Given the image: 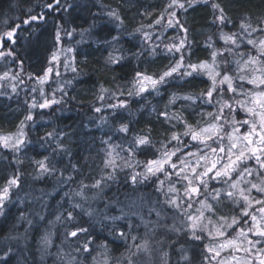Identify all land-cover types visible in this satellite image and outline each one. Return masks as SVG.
<instances>
[{
    "label": "trees",
    "instance_id": "1",
    "mask_svg": "<svg viewBox=\"0 0 264 264\" xmlns=\"http://www.w3.org/2000/svg\"><path fill=\"white\" fill-rule=\"evenodd\" d=\"M48 1L0 0V29H3L2 22L6 19L12 21L14 16L25 17L26 10L29 8L33 10L32 13H39L42 10L41 5ZM168 2L169 0H79L75 3L79 7L76 8L75 5L72 9L75 11L71 14L48 12L47 22L38 27V30L34 29V26L24 29L22 35L24 45L17 47L18 56L24 62L23 72H20L21 78L28 79L29 74L33 78L43 76L47 68L51 67L50 59L53 53L57 54L58 51L68 47L73 48L72 64L76 71L71 70L69 73L65 70L63 76L59 78L56 77L57 72L52 64L53 71L48 74V80L41 83V90L36 85L34 91L16 88V91H12L13 100L0 97V135L8 136L17 133L21 121L27 122L25 117L29 114L34 117L31 122L34 123L32 126L35 129L32 132L28 126L26 140L29 143L12 156L15 160L10 159L9 164L5 162L0 166V189L7 185V180L13 175L19 174V183L28 195L25 202L20 196L11 198L9 202L11 207L6 208L5 215L9 223L30 212L34 226L48 222L49 226L63 231L75 230L77 226L87 227L88 230L101 234L100 240L104 237L106 242H110L111 245L108 247L120 258V264H127L126 258L130 255L127 254L129 251L126 249L121 252L113 241V238H117L116 230L129 228V224L131 228L137 227L138 215L145 214V203L152 204L162 199L156 190V177H150L143 183H132L131 176L144 171L143 165H137L136 162L155 158L160 142L166 141L171 131H184L182 123H177L176 128L172 129L160 113L167 110L170 116L179 115L188 124L199 128L206 126V122H210V118L201 114L214 111L213 105L198 100L193 102L182 99L184 96H196L206 91L210 81L205 76L190 77L180 84L178 81L170 80L158 88V93L148 91L141 96L127 95L128 91H135L133 83L137 72L159 75L174 62L175 57L164 46L179 38V30L168 27L166 21H162L155 27H148L154 25ZM219 2L226 6L225 10L232 21V25L224 29L226 32L237 31L240 19L244 15L264 16V0H219ZM200 4L205 6L200 7ZM110 8L118 11L123 20L122 24H118L106 15ZM177 17L181 19V23L186 21L185 27L189 28L188 39L192 42L190 56L185 55V64L209 61L211 50L206 47V42L209 36L216 41L218 32L212 27L213 11L210 3L205 4L203 0H197L192 7L187 8L186 12L178 11ZM54 21L62 22L65 28L77 29L69 42H65L64 39L62 45L57 44L53 38ZM142 25V31L154 30L150 32L153 39L145 40L142 33L137 31ZM61 35L64 36L63 32ZM113 37L118 39L113 40ZM153 48L155 52L152 51ZM110 56L118 62H112L109 59ZM8 64L15 65L17 68L14 63ZM17 70L19 71L18 68ZM246 87L252 86L246 85ZM62 88H67L66 93L59 96L58 91ZM101 88L106 91L101 92ZM28 92H33L35 97L41 95L42 100L50 98L55 92L57 100L62 98L61 115L57 113L47 118L53 109L49 111L46 108L45 110L39 107L29 108V104L21 102L27 97ZM121 92L124 95L121 96ZM113 94L127 101V108L105 109L100 113L93 110L94 107H101L102 103L117 102L115 99H110ZM100 95L105 96L103 102L97 100ZM173 96L176 97L175 103L169 104ZM27 103H29L28 100ZM242 118L244 114L238 110L236 119ZM39 119L41 123L36 124L35 122ZM53 122L57 125V130L52 133V137H49L50 126L48 125ZM121 124L128 125L127 134L118 131ZM246 130V127L240 129L241 133ZM148 132L151 134L152 145L142 146L135 151L134 155H130L127 149L132 144L134 135ZM57 144L62 145L64 150H60ZM109 145H119V147L112 151ZM110 151L117 165L116 171L112 173L115 179L108 180L103 186V191L94 189L97 192L93 193L91 188L85 189L88 201H83L76 195L81 190V182L90 186L112 171L111 168L105 167V162L109 159L107 153ZM45 156L49 157L52 165L55 162V169H58L54 172L59 179L56 182L50 178L44 180L34 178L40 171L35 161ZM17 160L22 163L18 164ZM125 161L134 167L127 166ZM69 176H71L70 180ZM160 178L163 179V176ZM141 194L145 202L139 200ZM35 198L39 203L34 201ZM77 203L82 204V207L73 208V205ZM89 204H92L97 212L102 213L104 220L98 221L94 219V216L87 214L84 207ZM230 206V201H226V204H220L217 208L221 215H237ZM68 211H72L75 221L64 219ZM133 212H136V215H133ZM122 214L124 219H109L120 217ZM57 216H61V220L58 221ZM168 218L176 217L168 213ZM66 235L63 233L57 236L64 238ZM166 238L163 239L164 242L151 248L150 255L147 254L150 257V264H161L159 252L160 254L168 253L174 249L177 244L175 239ZM30 239L32 247L38 245L37 241ZM191 243L190 247L194 248L192 264H200V260L194 255L201 250L202 242L193 244L191 241ZM55 248L52 251L56 253ZM173 256L172 261H174ZM133 259L136 264H144L146 261H142L140 255ZM172 261L169 264H173ZM25 264L41 263L36 256H33L30 260H25ZM79 264L91 263L83 259V262Z\"/></svg>",
    "mask_w": 264,
    "mask_h": 264
},
{
    "label": "snow or ice",
    "instance_id": "2",
    "mask_svg": "<svg viewBox=\"0 0 264 264\" xmlns=\"http://www.w3.org/2000/svg\"><path fill=\"white\" fill-rule=\"evenodd\" d=\"M196 2L197 0H169L154 25L148 26L155 27L162 21H166L168 27L179 30V38L164 46L175 59L159 75L137 72L133 83L135 91H128L127 95L141 96L149 89L158 93L157 86L167 83L174 74L177 77H192L194 74H202L210 81L208 89L196 96H184L182 99L193 102L198 100L213 105L214 111L201 114L210 118V122H206V126L199 128L188 124L179 115L170 116L167 110L160 113V116L170 124L172 129L176 128L177 123H182L184 131H171L167 140L160 142V148L156 150L155 158L145 162H136L137 165H143L144 171L134 173L131 176L132 183H143L150 177H156V190L162 199L152 202L149 207L148 215L154 214L156 219L142 221L146 229L143 243H135L137 238L130 237L134 244L133 248L128 249L130 255L126 258L127 264H136L133 257L141 253L151 254L147 238L155 235L156 231L161 228L178 234L183 232L190 241L202 242L200 264H231L232 261H236V264H264V16L244 15L240 19L237 31L226 32L224 29L232 23L225 10L226 6L219 0H203L205 4L210 3L211 5L213 24L218 29L217 40L214 41L209 36L206 42V47L212 49L210 62L205 60L198 64L191 62L185 64V55L190 56L192 42L188 39L189 28L185 27L186 21L181 23L177 12H186L187 8L192 7ZM71 7L72 4L67 0L64 3L62 0H50V2L41 5L42 9L51 13H60L61 11L67 13ZM32 12L33 10L29 8L26 10L25 17H14L11 23L7 19L2 22L4 27L0 29V61L16 64L19 71L14 74L11 69L5 71L0 75V81L18 80L20 72H23L24 62L18 56L16 47L17 41L20 39L19 33L24 30L25 26L47 22L48 16L45 11L42 10L36 14H32ZM106 15L118 24L123 23L116 9L110 8ZM54 24L55 41L58 45L61 42V32L71 40L73 33L77 31L75 28H65L59 22L54 21ZM142 29L143 25L137 31L142 33L145 40H151V35ZM117 39V37H113V40ZM218 41H222L220 47H216ZM66 51L71 53L73 48L68 47ZM152 51L155 52V48ZM52 59H58L55 53H53ZM109 59L112 62H118L111 56ZM52 71L53 69L49 67L43 76L36 77V79L44 83ZM72 71H76V69L73 68ZM56 74L59 75V72L57 71ZM32 78V75L29 74V79ZM246 85L252 87L249 88ZM0 87H3V84H0ZM15 90L16 87L13 84L12 91ZM59 90L63 91V89ZM104 91L106 90L101 88V92ZM225 93H229L227 98H225ZM120 95L122 96L124 93L121 92ZM110 99H115L117 102L102 103L101 107H94L93 110L100 113L105 109L118 110L128 106L127 101L119 99L115 94ZM97 100L103 102L105 96L100 95ZM175 100L176 97L173 96L169 104L175 103ZM61 102L62 98L57 100L55 92H53L51 98H45L42 103L37 104L33 100L31 107L43 109ZM238 110L244 114V118L240 120L236 119ZM33 119L32 114L25 117V121ZM24 127L25 122L21 121L15 136L0 135V144L16 153L20 152L22 146L29 143L26 140V133L23 131ZM241 127H246L247 130L241 133ZM118 131L127 134L129 127L127 124H121ZM52 135V133H48L49 137ZM150 136V132L134 135L133 142L127 149L130 155H134L135 151L142 146L152 145ZM184 138H188V140L186 141ZM57 147L64 150L60 144H57ZM109 147L115 151L119 145H109ZM107 155L109 159L105 162V167L111 168L112 171L90 186L81 182V190L76 195L80 196L83 201L88 200L85 189L103 191L106 182L115 179L112 175L117 168L115 158L111 151ZM16 162L22 163L19 160ZM35 163L42 174L56 171L47 156ZM125 164L134 167L127 161ZM73 168L75 169L74 165ZM161 176L163 179L160 178ZM68 179L70 180L71 176ZM19 181V174L13 175L7 180V186L2 189V194H0V214H2L3 202L9 196L10 189L13 186L18 188ZM139 200L144 201L142 194L139 196ZM222 201H231L237 215H219L217 206ZM193 204L199 205L195 214L189 211ZM81 207L82 204L79 203L73 205V208ZM169 212L174 217L181 218L179 227H177L175 219L171 225L166 223ZM87 214L91 216L92 212L89 211ZM132 214L136 215V212ZM124 218L122 214L120 217L109 219ZM56 219L61 220V216H57ZM64 219L75 221L72 211H68ZM28 223L31 224V221ZM128 226L131 228V224ZM230 231L232 235H229ZM87 233V227L77 226L75 230L68 231L67 236L77 237L79 234ZM119 236L128 238L123 231L119 232ZM42 240L46 245L51 242L48 235H45ZM89 243L90 241L85 242L82 249L78 248L76 251L82 250L85 253H90ZM9 251H11L10 248ZM181 251H184L183 245H181ZM224 252H227L228 255L222 256ZM241 252L244 253L243 258L236 255ZM167 257L168 253L164 252L163 264H168ZM182 259L186 264H192V257L189 255H182Z\"/></svg>",
    "mask_w": 264,
    "mask_h": 264
},
{
    "label": "bare ground",
    "instance_id": "3",
    "mask_svg": "<svg viewBox=\"0 0 264 264\" xmlns=\"http://www.w3.org/2000/svg\"><path fill=\"white\" fill-rule=\"evenodd\" d=\"M77 1H79V0H67L68 3L72 4V7L65 14L68 15V14H71L72 12H74L75 10H72V9H74L75 5H76V8L79 7V5L75 4ZM48 2H50V0ZM64 2H65V0H62V3H64ZM204 6H205L204 4H200V7H204ZM42 10L45 11V13L47 15L48 11L46 9H42ZM36 13L37 12L32 13V14H36ZM49 13H51V12H49ZM14 17H17V16H14ZM62 19L65 20L64 18H62ZM9 22H12V21H9ZM60 24H62V22ZM43 25H45V22L34 23L30 26H25L24 29H30L31 26H34L35 27L34 29L38 30V27L43 26ZM230 25H232V23L227 25V26H230ZM212 27L215 31H218L217 27L213 23H212ZM23 31L19 33L21 39H19L17 41L16 47H21L22 45H24L22 43L23 42V38H22ZM74 35H75V33H73V36ZM53 38L55 39V34L53 35ZM64 39H65V42L70 41L67 37H64L63 35H61V42L59 45L63 44ZM151 39H153V38H151ZM221 45H222V41H218L216 44V47H220ZM208 49L212 51L211 48H208ZM218 59H219V57H218ZM209 62H210V60H209ZM10 68H11L13 74L15 72H18L15 65L10 66L6 62L0 61V75H2L5 71H8ZM195 76H205V75H202V74L201 75H195L194 74L192 77H195ZM175 78H176V80H171V81H178V83L180 84L183 80H188V78H190V77H177L175 75ZM205 78H207V77L205 76ZM21 81H23V82H21ZM4 82H6V81H4ZM13 83L16 85L15 86L16 88L28 89L29 91H31V89L32 90L35 89V85L38 86L40 88V90L42 89V84H41L40 80H37L36 78L23 79L20 76V79L15 80V81H11V82L7 81V86L4 85L3 87H0V97L13 100V98H14L12 95L13 94L12 84ZM62 89H63V91H60V90L58 91L59 96L64 95L66 93L65 90H67V88H62ZM149 91H152V90H149ZM29 95H30V97H29ZM228 96H229V93H225V98H227ZM27 100L29 101V103H27ZM33 100H35L37 104L43 102L41 95H37L35 97L33 92H31V93L28 92L27 97L24 98V100H22L21 102L22 103L24 102L25 104H29V108H32L31 105H32ZM60 106H61V103L55 104L49 108H46L49 111L51 109H53L51 112H49L50 115L47 118H49L50 116H55V114H57V113L59 114L60 112H62V109L60 108ZM60 115H61V113H60ZM49 120L52 121V119H49ZM45 122L47 123L46 120H45ZM46 123H44L45 126H47ZM48 126H50L48 133L56 132L57 125L54 122H53V124H50ZM34 131H35V129L33 128L32 132H34ZM184 139L186 141L188 140V138H184ZM14 154H15V152L13 150L8 149L7 151H4V156L6 157V159H4L3 163L7 162L9 164L11 160H15L14 158H12V156ZM53 166L55 168V162H54ZM37 175H39V174H37ZM37 175L34 178H36ZM43 178H46V177H43ZM50 180H53L54 182L59 180L56 177V173L54 176L50 177ZM6 186L7 185H4L2 188L6 187ZM18 196H20L24 202L27 200V196H28L25 194L24 187L21 186L20 183H19L18 188L13 186L10 189L9 198H16ZM34 201L39 203L37 198H35ZM143 202H145V201H143ZM221 204H226V201H222ZM150 205L151 204L145 203L146 211H145V214L143 213V214L138 215L139 221L136 224L137 227L123 228L122 230H116L117 238L116 239L113 238V241H114V244L120 248L121 252L123 250H126V249L128 250L130 248H133L134 241L130 238L132 236H135L137 238L135 243H143V240L145 239L146 229H145L142 221L155 220L156 219L154 214L151 216L148 215ZM194 205H196V204H194ZM8 207H11L10 204H8ZM84 209L86 210V212L91 211L92 212L91 216H94V219L96 218L98 221L104 220L102 213L97 212L96 209H94L92 207V204H89L88 206L84 207ZM191 210L192 209H190L189 211H191ZM218 210H219V208H217V212L219 213ZM6 213L7 212L5 211L4 215L0 218V264H25V260H30L31 258H33V256H36L38 261L41 264H64L62 257L64 255H66V253L74 252V251L76 252V254L78 256L82 257L83 259L89 260L91 264H105V261H107V264H120L121 263L120 258L117 255L113 254L111 252V248L108 247L109 245H111L110 242H106L104 237H103V240H100L99 238H100L101 234H97L93 230H88L87 234H79L77 237H69L66 235L63 238V237H60L57 235H62L63 233L67 234L68 231H63V230H60L54 226H49L48 222H43V223L37 224V226H34V224H32V221H31V218L33 216L31 215L30 212H27L26 215L23 217H20V218L17 217L15 220L12 221V223H9V220L6 219V217H5ZM169 213L172 214L171 212H169ZM180 219L181 218H179V217L175 218V222L177 224V227L180 226V223H179ZM28 221H31V224H29ZM173 221H174V219L168 218L166 223L171 225L173 223ZM121 231H123L126 234V237H128V238H121L119 236V232H121ZM8 232H9V234L16 235L17 237H15V239L18 241L16 242V240H13L12 238H7L6 234ZM21 232H24L23 236H26L25 240H24V237H20V235L22 234ZM45 235L49 236V239L51 242L49 244L50 245L49 249H45V254L43 256L41 255L42 253L36 252L37 249L35 250V245H33V247H32V243L26 245L27 242H30V240H31L30 238H33L34 241H37L38 239H42ZM166 237H171L173 240L175 239L174 240L175 242H177V244L174 246V249L171 251H168V257H167L168 264L170 261H172L173 255H174L173 256L174 261H172L173 264H186V262L182 259V255L187 254L190 257H192V251L194 248L190 247L192 243L183 232L178 234L176 232L166 231L162 228L158 229L156 231L155 235H152V236L147 238L149 248L151 249L155 245H159L160 243L164 242L165 240H163V239H167ZM183 239H184V242H183ZM87 241H90V243L88 244V247L90 249V253H85L82 250L80 252H77L76 249H78V248H73L74 244L80 243L83 246V244ZM43 243L44 242H42V246H43ZM193 244H200V242H193ZM181 245H183V248H184L183 252L181 251ZM40 246L41 245L38 243V247H40ZM54 247H56L55 248L56 253L52 251V249ZM197 247L200 249L199 246H197ZM9 248L11 249V251H9ZM57 248H58V250H57ZM133 250H135V249H133ZM58 251H61V252H58ZM200 251L201 250H199V253L194 255L196 258H198V260H201ZM127 254H130V253H127ZM139 255L142 258V261L146 260L144 264H150V257H148L147 253H141ZM158 255L162 259L161 264H163V253L160 254V252H159Z\"/></svg>",
    "mask_w": 264,
    "mask_h": 264
},
{
    "label": "rangeland",
    "instance_id": "4",
    "mask_svg": "<svg viewBox=\"0 0 264 264\" xmlns=\"http://www.w3.org/2000/svg\"><path fill=\"white\" fill-rule=\"evenodd\" d=\"M148 32H149V34H150V32L152 33V32H154V30L153 29H149V30H147ZM147 31H145V32H147ZM57 55V57H58V59L57 60H53V59H50V66H51V68H52V64L54 65V70L57 72H59V75H57L56 74V77H59V78H61L62 76H63V72L65 71V70H68V72L69 73H71V70H72V68H73V64H72V55H71V53H69V52H67L66 51V49H63L62 51H58V53L56 54ZM52 56V55H51ZM50 56V57H51ZM67 64V67H65V65ZM170 80H176V78H175V75L173 76V77H171V78H169L168 79V81H170ZM167 81V82H168ZM0 84H3V86L4 85H6L7 86V81L6 82H4V81H1L0 82ZM14 84V83H13ZM12 84V85H13ZM15 85V84H14ZM16 86V85H15ZM161 85H158L157 86V88H159ZM60 88V87H59ZM149 90H151V89H149ZM16 91V90H15ZM57 96L55 95V98H56ZM50 98H51V96H50ZM44 110H45V108H44ZM36 124H38V123H41V119H39L38 121H36L35 122ZM32 125H34V123H32L31 121H27V122H25V127L23 128V131L27 134V129H28V126H29V128L32 130V128H33V126ZM20 128V127H19ZM227 130V129H226ZM15 134H17V133H15ZM15 134H12V136H15ZM27 137V136H26ZM11 150L10 148H5V147H3V145L2 144H0V166L2 165V163L4 162V159H6V157L4 156V151H7V150ZM15 154H16V152H15ZM58 171V169L56 170V171H54V172H57ZM38 174L39 175H37V177H36V179H38V180H44L45 178H43V177H46V178H50L51 176H54L55 175V173H41L40 171L38 172ZM3 189V188H2ZM2 189L0 190V194H2ZM91 192H93V193H96L97 191H94V189H92V191ZM9 195H10V192H9ZM253 195H255V193H253ZM94 198V197H93ZM10 200H11V198H9V196L4 200V202H3V210H2V214H0V218L4 215V213H5V211H6V208L8 207V204H9V202H10ZM88 201V200H87ZM230 204H231V206L230 207H232V209H234L235 210V206L231 203V201H230ZM41 207V206H40ZM199 207V205L198 204H196V205H194L193 204V207H192V210H191V212L193 213V214H195L196 213V209ZM236 211V210H235ZM218 213V212H217ZM219 214V213H218ZM206 215H207V213H206ZM219 215H221V214H219ZM213 219H215V217H213ZM22 234L20 235V237H24V240H25V238H26V236H23V233L24 232H21ZM229 235H232V232L230 231L229 232ZM10 236V237H9ZM6 237L7 238H12L13 239V237H17L16 235H13V234H9V232L6 234ZM13 240H16V239H13ZM18 240H16V242H17ZM42 239H38L37 240V244L39 243L41 246L40 247H38V245L37 246H35V248L37 249L36 250V252L37 253H42L41 255L43 256L44 254H45V249H49V244H44L43 243V246H42ZM28 243H30V242H27V244ZM73 248H81L82 249V245L80 244V243H77V244H74V246H73ZM228 255V253L227 252H224V253H222V256H227ZM236 255L238 256V257H241V258H243L244 257V253H236ZM39 257V256H38ZM62 260L64 261V264H79V263H81V262H83V258L82 257H80V256H78L77 254H76V252L74 251V252H69V253H66V255H64L63 257H62ZM231 264H236V261H232L231 262Z\"/></svg>",
    "mask_w": 264,
    "mask_h": 264
}]
</instances>
